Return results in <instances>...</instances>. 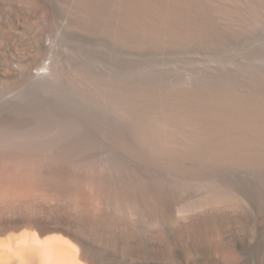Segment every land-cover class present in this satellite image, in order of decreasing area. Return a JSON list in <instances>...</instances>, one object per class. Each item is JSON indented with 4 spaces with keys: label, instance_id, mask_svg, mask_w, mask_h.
Masks as SVG:
<instances>
[{
    "label": "bare ground",
    "instance_id": "6f19581e",
    "mask_svg": "<svg viewBox=\"0 0 264 264\" xmlns=\"http://www.w3.org/2000/svg\"><path fill=\"white\" fill-rule=\"evenodd\" d=\"M82 36L140 62L193 60L264 45V0H0V119L24 137L0 138V155L26 161L0 173V264H264V70L104 71L115 115L107 135L84 124L112 148L108 165L60 139L26 140L72 113L11 103L62 71L56 39Z\"/></svg>",
    "mask_w": 264,
    "mask_h": 264
},
{
    "label": "rangeland",
    "instance_id": "374dc122",
    "mask_svg": "<svg viewBox=\"0 0 264 264\" xmlns=\"http://www.w3.org/2000/svg\"><path fill=\"white\" fill-rule=\"evenodd\" d=\"M88 36H82L81 39L72 37L69 40L68 38L63 40L62 37L56 39L51 45L49 55L62 63V71L53 78L50 84L40 88L26 89L22 91V94L19 93L17 98H13L11 103L13 105L58 109L72 113L69 117L44 118L46 123L43 121L44 125L40 123L33 127V130L31 128L27 132L30 138L27 136L25 139L37 143L54 142L56 139L58 142L60 139L59 142L73 144L79 155L99 160L108 165L113 161L112 148L108 152L104 151L103 145L96 141L92 135H88L84 124L89 122L98 128H102L103 120L110 116L113 118L112 115H115V111L111 110L108 96H106V85H103L105 82L104 71L110 72L115 65L121 62L128 63V61H136L130 62L134 66L131 69L133 76H143L144 73L172 72V74L177 73L186 78H191L195 69L203 66H213L220 71L225 70V73H240L250 76L264 70V45L258 42H242L229 47V49H213L210 51L211 53H205L193 60L162 57L147 61L141 60L140 62L141 58L133 54H121L122 52L115 49L110 41H98L94 36H91V39ZM117 76L119 77V75ZM111 117L110 119H112ZM5 122L7 121L0 119V138L9 136L14 141L24 140V137L19 139V137L13 136L16 137L13 138L11 134L9 135L8 131H12V128ZM36 131H39V136H37ZM101 132L107 135V131H104L103 128ZM85 136H87L86 139ZM112 144L116 145L113 142ZM10 154L0 155V173L24 171L26 161L23 155L17 151ZM87 200L86 190L80 188L78 201L85 203ZM61 209L65 216L70 214L64 207L61 206ZM225 255L229 259L235 258L227 253Z\"/></svg>",
    "mask_w": 264,
    "mask_h": 264
}]
</instances>
